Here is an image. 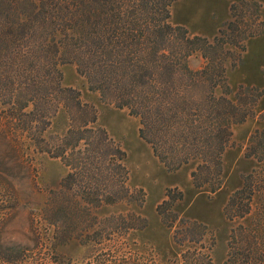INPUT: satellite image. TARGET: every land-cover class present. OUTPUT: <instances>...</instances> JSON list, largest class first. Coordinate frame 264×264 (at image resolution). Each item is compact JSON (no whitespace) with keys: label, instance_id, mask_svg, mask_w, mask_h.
<instances>
[{"label":"trees","instance_id":"obj_1","mask_svg":"<svg viewBox=\"0 0 264 264\" xmlns=\"http://www.w3.org/2000/svg\"><path fill=\"white\" fill-rule=\"evenodd\" d=\"M174 1L0 0V166L9 163L11 173L19 171L30 148L61 159L69 168L60 184L67 189L51 191L47 198L45 217L54 228L51 264L58 262L56 245L67 242L59 239L73 237L67 232L78 211H90L88 219L95 224L92 208L131 200L135 191L141 201L144 197L141 188L128 186L125 151L95 125L94 106L83 102L78 90L61 86V64L75 63L91 89L137 117L139 136L169 170L192 162L195 187L214 192L221 186V155L231 124L252 111L251 103L241 100L245 95L239 94L236 102L224 95L229 92L226 61L239 56L262 21L258 6L243 0L208 39L170 24ZM195 53L202 63L191 68ZM218 89L222 94L217 96ZM60 108L69 125L46 139L42 132ZM246 156L263 166L244 175L229 195L224 213L230 220L248 215L255 196L264 204V128L250 136ZM3 172L0 190H14ZM77 184L83 196L74 199L71 189ZM239 230L236 234L232 229L229 241L230 247H238L236 264H252L253 255L262 262L251 228L239 225ZM42 244L39 237L32 247L0 237V264H25V253Z\"/></svg>","mask_w":264,"mask_h":264},{"label":"rangeland","instance_id":"obj_2","mask_svg":"<svg viewBox=\"0 0 264 264\" xmlns=\"http://www.w3.org/2000/svg\"><path fill=\"white\" fill-rule=\"evenodd\" d=\"M241 1L176 0L169 8V22L185 27L190 34L212 39L231 19V7ZM245 1L258 6L262 25L244 42L239 56L226 61L229 92L224 95L233 102L239 94L245 95L241 100L251 103L252 111L242 121L231 124V135L221 155L222 183L214 192L206 186L193 185L192 162L178 169L169 170L164 166L148 142L139 136L137 117L130 115L127 108L117 107L99 90L91 89L75 63L60 65L61 86L78 90L81 100L94 106L95 125L105 128L125 151L128 186L141 188L144 197L141 201L135 191L131 200L92 208L97 217L95 224L94 219H88L90 211H78L75 214L78 219L67 232L73 237L62 236L59 241L67 242L56 245V264H236L238 247H230L229 241L232 229L236 234L240 231L239 225L251 228L259 243L255 244L256 257L261 255L264 259L262 200L258 202L255 196L248 215L242 219L230 220L224 213L226 201L241 186L242 177L263 166L255 157L246 156V147L250 136L264 128V0ZM201 63L199 53L189 59L191 68H198ZM216 94L221 95L222 90L218 89ZM68 125V116L60 108L42 136L48 139L60 135ZM23 139L28 143L20 137ZM26 151L30 159L19 162V171L11 173L8 162L0 166L2 175L14 186L9 192L0 190V224L3 225L0 237L29 247L39 237L43 244L25 253L28 258L25 264H51L48 258L54 228L45 217L47 198L52 195L51 191L61 190V181L69 168L61 159L45 152H33L30 148ZM79 185L71 189L74 199L83 196ZM251 262L264 264V260L258 261L254 255Z\"/></svg>","mask_w":264,"mask_h":264}]
</instances>
